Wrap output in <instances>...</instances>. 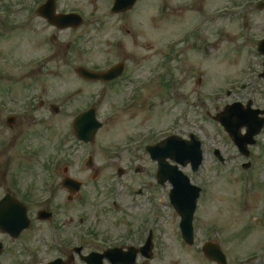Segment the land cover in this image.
Wrapping results in <instances>:
<instances>
[{"label":"rangeland","instance_id":"1","mask_svg":"<svg viewBox=\"0 0 264 264\" xmlns=\"http://www.w3.org/2000/svg\"><path fill=\"white\" fill-rule=\"evenodd\" d=\"M167 1L175 7L182 0ZM223 1L226 4V0H206L202 5L213 8ZM59 2L66 9L79 7L86 13L93 8H108L110 0ZM157 2L159 1L140 0L135 11L142 12L143 17L133 18L137 15L131 13L124 18L125 23L130 20L132 23L140 21L145 24L143 28L137 26L135 30V34H144V38H137L140 44L143 40L153 41L155 38L151 9L156 8ZM160 2L165 4L166 0ZM92 3L95 4L93 7ZM168 18H171V22L160 27L163 36L169 33L178 34L189 26L195 16L169 10ZM235 18L240 20L241 17ZM224 19L222 39L218 34L214 39L215 44L200 48L201 44L197 47L198 43L194 42L193 48L189 47L184 51L187 63L179 77V87L172 105L167 101L169 99L164 95V89L152 86L147 88L133 109L123 111V101L131 99V92L108 88L104 91L100 85L79 81L75 68L80 62L81 65L89 67L105 66L104 55L96 52L97 45L91 44L92 39L87 43L91 48L88 54L78 57L74 54L71 63L63 62L60 55L59 58L49 59L28 78L24 77L23 81L30 84L29 91L23 90L26 96L35 93L38 98H45L47 103L57 104L61 110L57 116L49 111L37 110L36 113L39 117L46 113L50 118L51 128L44 139L48 158L53 159L52 162L54 158L58 159L60 169L66 164L70 176L83 180L85 184L77 199L87 198L90 203L87 207L80 208L76 201L65 204V194L60 192L58 195L62 199L61 205H66L67 215L74 218L79 211L78 215L83 217V226L91 224V231H84L81 226L76 232H81V236L78 235L77 238L85 245L86 251L119 244L139 246L146 238V229L152 226L158 253L154 264H215L207 260L201 252L200 248L207 240L220 244L228 264H264V131L258 138L257 147L253 149V166L244 171L240 167L241 159L236 156L226 134L204 113L208 110L214 114V110H220L225 104L238 101V98L242 102L252 99L256 107L264 109V86L257 78L261 63L252 48L256 38L253 34L256 32H248L247 36V31H240L234 17L232 22ZM250 19L251 16L248 17L249 27L252 24ZM215 28L217 25H209L204 29L206 40L213 39ZM256 31L260 33L262 29L257 25ZM95 35L91 34V37ZM134 39L136 40V36ZM218 40L220 44H216ZM0 42L1 50L6 53L17 51L22 61H25L26 56L35 57L46 52L34 44H18L15 49L12 40L4 39ZM239 46L242 48H238ZM203 50L208 54L207 58L202 57ZM162 51L165 52L164 44ZM7 59L8 53L6 59L5 55L0 58V66L12 68L15 72L14 67L18 65L9 63ZM17 72H23V69ZM17 76H23V73ZM198 78H201L199 84L196 83ZM241 85L245 89H240ZM227 92H231L230 95L227 96ZM23 93L17 92L18 95ZM23 97L17 98L21 100ZM89 105L97 108L98 119L103 122V127L97 132L94 144L82 145L72 136L70 123L74 114ZM26 123L29 124L28 119ZM171 131L181 136L184 133L196 134L202 141L205 157L197 172L192 173L189 168L183 169L193 184L202 190L193 219L194 243L190 246L180 237L178 217L168 200L169 186L156 184V165L144 150L145 145ZM21 146L19 144L13 154L18 157V167L27 168L29 165L26 159L27 165H21L23 156L27 155L21 152ZM29 146L35 148L36 141L33 140L23 149L29 150ZM215 147L220 149L226 164L221 165L212 156ZM89 155L93 157L94 169L99 171L96 183L90 182L92 173L85 169L84 163ZM30 163L36 177L41 171L40 166L32 161ZM136 167H141V172L134 174ZM118 168L125 169L120 178L116 176ZM61 174L62 170L59 171V175ZM140 190L142 193L138 194ZM113 203L120 209L110 212L114 210ZM154 211L156 213L153 217ZM144 213L147 216L142 221H145L142 235L134 242L128 241L123 232L125 221L134 225L129 236L133 239L134 233L136 234L134 229L140 226L141 221L135 220V216L141 218ZM58 253L51 248L48 258L54 259L59 256Z\"/></svg>","mask_w":264,"mask_h":264},{"label":"flooded vegetation","instance_id":"2","mask_svg":"<svg viewBox=\"0 0 264 264\" xmlns=\"http://www.w3.org/2000/svg\"><path fill=\"white\" fill-rule=\"evenodd\" d=\"M45 1L0 0V15L2 16L0 18V25L4 29V34H0V39L1 36H4L7 40H12L15 49L18 48L16 47L18 44L21 46L25 43L34 44L38 48L48 51L50 54L49 56H45L43 52L35 57L26 56L24 60L27 62V70L24 72H13L12 68L0 66V210L4 211L19 201L27 209L28 216V227L22 230L18 237L14 238L6 234L0 228V264H47L50 261L48 253H50L51 248L59 252V256L55 258L67 261L76 247H81L82 255H87L90 252L101 253L106 248L113 247L108 246L103 249L97 247L86 251L85 245L81 244L77 238V229L83 226L84 221L78 215L79 211L74 218L66 214V205H61L62 199H59L61 196L58 193L62 192V195L65 194V204L76 201L75 203L80 208L86 207L90 204L87 198L82 197L81 199H77V195L82 192L85 184L83 180L70 176L69 167L66 166V175L82 182V186L75 194H69L63 189L61 186V180L65 175L63 169L62 174L59 175L61 169L58 163L50 166V161L47 160L48 155L45 152L46 140L44 139L48 135L47 126L49 125V118L46 113L45 116L42 115L41 117L36 113L37 110L42 112L49 111L50 103L38 98L35 93H29L27 96L23 93V90L29 91L30 87L29 83L23 81L24 77L28 78L31 76L43 64L47 63L49 59L59 58L61 55L63 62H67L68 60L72 62L74 60V56L66 60L67 49L71 47V43L66 44L65 42L66 31L74 34L75 43L83 40L82 27L77 30L60 29L55 25V22L49 23L38 14L37 7ZM54 2V16L66 13H78L81 15V12L77 9L66 10L63 6H60L59 0H54ZM18 4L21 7L17 10L13 9ZM249 5H253L252 1L249 2ZM259 10L261 13H264V2L259 6ZM123 15L119 14L117 16ZM84 22L85 24L87 22L86 16L83 17V24ZM89 22L91 21L89 20ZM153 23L155 38L153 41L143 40L141 44L137 38H144L143 32H136L135 34V29L131 30L128 24L122 23L121 18H119L118 23L106 25V29L109 31L108 36L112 42V44H109V49L110 53L119 58L118 61L124 63L123 80H120V83L122 82L125 89H131L135 84L138 85L139 82H142L140 78H144V75L150 74L156 68V77L151 84L164 89V94L171 96L176 93L179 83L176 75L169 70L167 64L170 61L176 60L177 56L171 60L172 50L168 54L162 51L163 40L160 30L161 9L159 8L155 9ZM260 23L262 24L260 28H262L264 26V14ZM139 27L143 28V23ZM121 30L125 31L127 37L123 43L115 40L120 36ZM99 34L97 32L96 35ZM135 36L136 40L134 39ZM76 50L75 48V53L77 52ZM75 56L78 57L79 55ZM19 58L21 56L13 57L15 61ZM152 58L156 62L155 68L152 69L151 66L146 68L147 64L153 63ZM21 73H23V76L18 77L17 74ZM135 73H137V81L132 80ZM120 83L115 80L110 83V86L114 87ZM146 89L145 83H141L138 87L139 92H145ZM17 92L23 94L18 95ZM22 96L24 97L21 100L17 98ZM127 107H131V104L127 105ZM26 119H28L29 124L26 123ZM33 140L36 141L35 148L29 146L28 149L30 151L23 149ZM19 144L22 145L21 152L27 154L23 156L24 159L21 165L26 164V159L30 167H18V157L13 154V151ZM34 159L38 161L34 162ZM31 161L41 166V171L36 177L31 168ZM251 162L253 161L251 160ZM85 169H89L92 173L90 182L96 183L99 171L94 168ZM139 193L141 194V191ZM112 206L114 211L120 209L117 208L115 203ZM40 211L50 212L52 214L51 218H41L39 215ZM90 225L89 223L83 226L84 231H91ZM135 230L136 232L139 231V227H136ZM129 232V222L125 221L124 234L127 238L129 237ZM150 232L152 238H154L153 230L150 229ZM140 234H142V231L136 233V237H139ZM51 235L53 238L52 243ZM121 246L124 247L125 245ZM86 247L89 248L88 245ZM66 252H68V255H66ZM151 261H149V264H151ZM146 263L140 260L136 264ZM70 264L84 263L80 256H72Z\"/></svg>","mask_w":264,"mask_h":264},{"label":"water","instance_id":"3","mask_svg":"<svg viewBox=\"0 0 264 264\" xmlns=\"http://www.w3.org/2000/svg\"><path fill=\"white\" fill-rule=\"evenodd\" d=\"M131 2L132 0L125 1V3L129 4ZM128 7H130V5L124 8ZM261 52V54H264V41L261 45ZM78 72L88 79H103V77L109 78L108 76H111L110 72L106 74L92 73L84 69H80ZM261 76L264 78V72ZM238 109L241 110L239 105H236V107H229V111L227 110L222 114L220 119L219 117H215V119L223 124L227 132L233 137V142L240 148V151L245 155H248L247 152H244L245 147L247 144H253L252 137L259 131L263 124V120H260L258 125V121L257 123L255 122L254 114L249 112V110L239 112ZM257 112L258 111H254V113ZM235 117H237V119ZM243 126H247V129H249L250 132L247 130L248 132L245 135H241L239 131ZM100 127L101 124L95 119L94 110H89L79 115L75 119L73 125L77 138L85 142L92 141L95 132ZM147 151L159 164L158 178L162 183L168 179L173 186L170 192V201L181 217L180 228L184 239L188 243H192V216L195 210L199 189L191 186L188 179L182 175L176 167L167 165L165 159L171 158L182 165H186L187 162L190 161L195 169L198 164H200V151L195 150V145L193 144L186 146L181 139L176 137H170L154 147H147ZM73 187L77 188V185H74ZM11 208L12 207L5 209L7 212L4 211L3 213L7 214ZM21 211L22 212L14 207L9 212L7 219L0 218L1 224L7 228L6 230H8V232L14 233L27 225L25 212L23 210ZM202 249L208 259L216 261L219 264H226L225 256L221 253L218 245L215 243H206Z\"/></svg>","mask_w":264,"mask_h":264}]
</instances>
